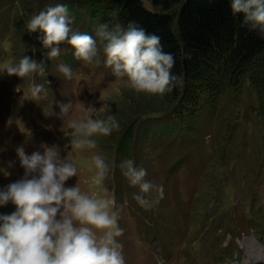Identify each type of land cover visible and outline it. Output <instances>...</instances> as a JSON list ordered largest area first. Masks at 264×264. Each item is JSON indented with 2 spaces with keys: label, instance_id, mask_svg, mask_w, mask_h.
<instances>
[{
  "label": "rangeland",
  "instance_id": "rangeland-1",
  "mask_svg": "<svg viewBox=\"0 0 264 264\" xmlns=\"http://www.w3.org/2000/svg\"><path fill=\"white\" fill-rule=\"evenodd\" d=\"M34 1L33 10L42 5V0ZM43 4L41 11L56 6L54 0ZM74 12L68 11L72 28L85 30L91 20L85 8L79 10L82 17H74ZM24 18L17 0H0V189L24 175L18 148L31 155L56 145L59 159L77 166V175L65 182L66 187L76 184L82 192L114 201L111 211L118 213L124 230L116 239L125 264H264V79L261 85L249 76L239 90H230L233 103L216 105L214 111L207 108L211 97L205 86L203 95L194 98L195 110L189 111L192 98L183 96L171 104L174 109L144 111L133 124L128 155L117 150L122 131L134 122L125 119L135 110L127 97H136L139 107L146 109L163 104L164 96L127 87L126 78H116L105 66L102 49L91 63L73 62L62 56L73 48L63 44L60 56L49 59L41 30L30 33L29 40L21 33ZM104 18L94 19L98 25ZM91 35L95 38V29ZM24 55L42 63L45 75L21 78L4 71ZM61 63L72 69L71 79L57 70ZM257 66L264 69V56ZM207 71L217 80L218 69ZM33 83L44 88L35 97ZM117 87L119 95L113 91ZM69 102L74 119L87 117L91 107L117 113L120 130L93 137L95 148H71V130L60 108ZM228 105L233 109L230 118L224 116ZM184 108L190 114L179 119L177 112L184 113ZM148 122L152 127L145 133ZM95 155L104 157L111 169L102 185L93 184ZM126 159L146 170V181L164 189L163 198L155 190L149 194L154 201L150 209L134 199L139 189L120 168ZM15 210L11 202L0 206V214Z\"/></svg>",
  "mask_w": 264,
  "mask_h": 264
},
{
  "label": "clouds",
  "instance_id": "clouds-1",
  "mask_svg": "<svg viewBox=\"0 0 264 264\" xmlns=\"http://www.w3.org/2000/svg\"><path fill=\"white\" fill-rule=\"evenodd\" d=\"M231 8L234 14L243 13V23L264 38V0H231ZM112 18L115 22L96 26L93 38L74 30L68 8L57 4L30 16L24 27L29 33H44L42 43L50 48L49 59L60 56L63 44L74 49L75 59L89 63L102 49L105 66L112 68L116 78H126L127 87L137 93L163 96L183 86V77L171 71L175 60L161 51L158 36L146 35L131 22L123 27L116 21L115 13ZM57 70L67 79L73 76L67 64H59ZM4 71L21 78L37 72L45 75L42 63L27 55ZM42 91L43 85L32 84V96ZM113 91L120 94L119 87ZM100 100L106 102L101 96ZM60 108L71 130V148H95L93 137L120 130L116 116L102 107L99 111L91 107L87 117L76 119L71 118V102ZM17 154L24 175L0 189V206L9 202L16 206L11 214H0V264H125L122 245L116 239L124 230L118 225V213L111 211L114 201L82 192L76 184L66 187L65 182L77 175V166L59 159V146H44L43 153L36 151L31 155H26L21 147ZM93 161L97 170L93 184L102 185L110 166L100 155H95ZM120 168L130 185L138 187L134 199L141 207L153 206L154 201L148 198L153 190L163 198V187L146 181V170L135 166L133 160H124Z\"/></svg>",
  "mask_w": 264,
  "mask_h": 264
},
{
  "label": "trees",
  "instance_id": "trees-1",
  "mask_svg": "<svg viewBox=\"0 0 264 264\" xmlns=\"http://www.w3.org/2000/svg\"><path fill=\"white\" fill-rule=\"evenodd\" d=\"M17 1L25 15L24 20L21 21L20 31L25 33L29 40L31 35L24 27L25 20L34 15L36 9V14L41 11L44 0L42 5H38L34 10L32 6L34 4L31 5L33 0ZM54 1L56 5H65L68 11L75 9L72 13L74 17H82V12L79 10L85 8L91 20L88 21L86 29L80 31L82 33L92 34L99 21L94 18L98 15L105 17L102 22H115L112 18V13H115L116 21L123 27H127L131 22L143 29L146 35L158 36L161 51L171 54L175 60L171 71L183 77V86H178L172 92L163 95L165 98L163 104L149 105L145 109L139 107L136 97H127L135 110L130 116L126 113L125 119L134 122L128 124L121 133L117 143V150L120 152L126 151L128 155L130 154L133 124L139 120V114L145 113L144 111L166 110L171 107L174 109V105L171 104H175L183 96L192 98L189 111L192 108L195 110L194 98L203 95L201 92L204 91L203 86L207 95L211 97V105L209 104L207 108L214 111L216 105L218 108L222 103L232 104L234 99H231L230 90L237 88L239 90L238 85L243 84L249 76L262 85L264 69L257 66V61L264 56V38L258 30H250L249 26L243 23V13H233L231 0H148L149 6H146L143 0ZM28 52L30 53V50ZM73 53L74 51L65 50L62 56L76 62ZM208 69L220 71L217 80L212 74H207ZM178 107L181 109L184 105L181 103ZM230 107H227L224 115L226 118L232 115L233 109ZM184 109V113H179L180 110L176 111L179 119H182V114H190L187 108ZM116 114L113 112V115ZM151 127L152 124L148 122L143 132L147 133Z\"/></svg>",
  "mask_w": 264,
  "mask_h": 264
}]
</instances>
